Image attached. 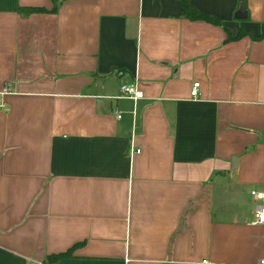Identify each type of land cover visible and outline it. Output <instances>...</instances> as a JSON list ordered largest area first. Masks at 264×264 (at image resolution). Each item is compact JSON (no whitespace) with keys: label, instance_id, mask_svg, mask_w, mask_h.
Here are the masks:
<instances>
[{"label":"crops","instance_id":"obj_1","mask_svg":"<svg viewBox=\"0 0 264 264\" xmlns=\"http://www.w3.org/2000/svg\"><path fill=\"white\" fill-rule=\"evenodd\" d=\"M189 1L0 0V264L264 256V0Z\"/></svg>","mask_w":264,"mask_h":264},{"label":"built area","instance_id":"obj_2","mask_svg":"<svg viewBox=\"0 0 264 264\" xmlns=\"http://www.w3.org/2000/svg\"><path fill=\"white\" fill-rule=\"evenodd\" d=\"M198 87L199 82L193 81L189 89L190 97L194 99L198 97ZM119 91L122 96L129 97L131 99H136L142 96L141 90L134 84L121 83L119 85ZM133 151L137 152L138 149L134 148ZM248 195L254 200L251 223L264 226V188H250L248 189ZM201 262L208 263L205 259H202ZM255 264H264V256L260 257Z\"/></svg>","mask_w":264,"mask_h":264},{"label":"trees","instance_id":"obj_3","mask_svg":"<svg viewBox=\"0 0 264 264\" xmlns=\"http://www.w3.org/2000/svg\"><path fill=\"white\" fill-rule=\"evenodd\" d=\"M181 6V15L188 18V19H192V20H204L207 22H212V23H218V19L210 16L208 14L202 13L199 10H197L193 4L190 3L189 0H178ZM240 3L244 4L245 0H238ZM56 6L55 4L52 6L51 11H55ZM41 11H45L44 8L41 7H36V6H20L18 7V12L21 13L22 15H26L32 12H41ZM239 33L236 34L235 36H231V35H227V37L225 38V41L227 40H231L234 38L239 37ZM261 36H263L262 34L260 35H253V38H260ZM74 245H72V247H74ZM71 247V248H72ZM70 253V249H67L65 251L62 252H58V253H52V254H48L44 257V260H46L47 262H50L52 260H55L59 257H63V256H68Z\"/></svg>","mask_w":264,"mask_h":264},{"label":"water","instance_id":"obj_4","mask_svg":"<svg viewBox=\"0 0 264 264\" xmlns=\"http://www.w3.org/2000/svg\"><path fill=\"white\" fill-rule=\"evenodd\" d=\"M244 13H245V12H244L243 5L240 4V5L238 6L236 12H235V16H236L237 18H242V17L244 16ZM234 162H236V159L233 157V158L231 159V163H234Z\"/></svg>","mask_w":264,"mask_h":264}]
</instances>
